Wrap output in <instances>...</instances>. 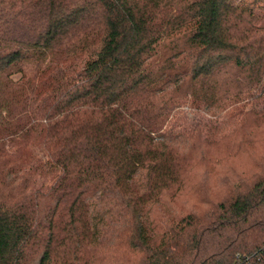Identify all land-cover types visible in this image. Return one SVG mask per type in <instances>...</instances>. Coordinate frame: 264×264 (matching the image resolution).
<instances>
[{
  "label": "trees",
  "instance_id": "trees-1",
  "mask_svg": "<svg viewBox=\"0 0 264 264\" xmlns=\"http://www.w3.org/2000/svg\"><path fill=\"white\" fill-rule=\"evenodd\" d=\"M0 264H264V13L0 0Z\"/></svg>",
  "mask_w": 264,
  "mask_h": 264
},
{
  "label": "rangeland",
  "instance_id": "rangeland-1",
  "mask_svg": "<svg viewBox=\"0 0 264 264\" xmlns=\"http://www.w3.org/2000/svg\"><path fill=\"white\" fill-rule=\"evenodd\" d=\"M232 1L237 5H247L254 8L257 11H260L261 13H264V0H232ZM185 116L187 122L193 123L194 121H199L207 128L212 127L217 123L214 119L208 118L207 116L201 113L192 114L189 111H186Z\"/></svg>",
  "mask_w": 264,
  "mask_h": 264
}]
</instances>
